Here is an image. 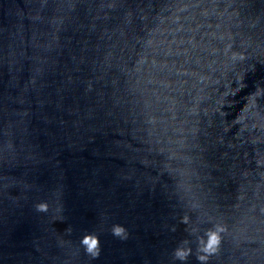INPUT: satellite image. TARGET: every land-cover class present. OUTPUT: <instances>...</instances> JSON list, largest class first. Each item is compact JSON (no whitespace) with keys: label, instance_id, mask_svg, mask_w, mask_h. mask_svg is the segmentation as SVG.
Here are the masks:
<instances>
[{"label":"water","instance_id":"water-1","mask_svg":"<svg viewBox=\"0 0 264 264\" xmlns=\"http://www.w3.org/2000/svg\"><path fill=\"white\" fill-rule=\"evenodd\" d=\"M0 264H264V0H0Z\"/></svg>","mask_w":264,"mask_h":264},{"label":"clouds","instance_id":"clouds-1","mask_svg":"<svg viewBox=\"0 0 264 264\" xmlns=\"http://www.w3.org/2000/svg\"><path fill=\"white\" fill-rule=\"evenodd\" d=\"M47 207L44 204H39L37 205V211H46ZM222 230V229H221ZM113 234L115 236H123L125 229L121 226H114L113 227ZM220 243V237L217 231H211L208 233V240L206 245L203 247V251L205 253H211L214 252L216 247L219 245ZM82 244L84 246H86V250L93 254L96 255L98 254L97 249H98V244H99V240L97 237H95L94 235H89L83 238L82 240ZM187 253L183 250H177L176 252V256L183 260L186 258ZM205 257H200L201 260H203Z\"/></svg>","mask_w":264,"mask_h":264}]
</instances>
